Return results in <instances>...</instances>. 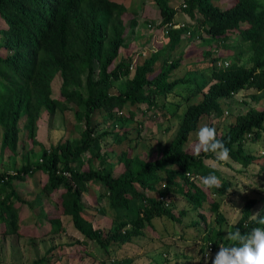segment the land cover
<instances>
[{
  "label": "trees",
  "instance_id": "1",
  "mask_svg": "<svg viewBox=\"0 0 264 264\" xmlns=\"http://www.w3.org/2000/svg\"><path fill=\"white\" fill-rule=\"evenodd\" d=\"M144 1L141 0L142 6ZM169 1L153 0L158 8L157 18L161 19L160 27L166 29L168 43L175 47L187 36V32L192 36V31H188L186 25L174 28L176 10L169 6ZM212 1L181 0L180 7L190 16L194 11L202 16L200 26L207 35L221 37L227 33L237 34L252 53V69L247 71L234 64L212 69L211 78L215 82H197L194 94L202 93L208 86L202 101L185 110L173 139L159 151V156L153 161H144L137 156L131 157L130 149L118 158L122 171L114 175L110 165L80 171L85 160L90 163L92 158L100 159L101 163L105 161V157H100L99 139L107 133H96L90 125L91 114L95 111L107 113L109 118L117 120L119 127L114 133L117 137L115 143L127 141V133L121 129L135 114L128 110L125 118L121 110L126 106L142 105L146 106L145 111L166 110L164 101L159 103L158 100L165 99L173 87L182 82L181 79L170 81L171 74L180 67V61L169 64L166 61L155 71L157 52L141 64L135 63L134 56L120 57L114 64L118 50L134 40L133 35L128 37L125 34L135 26V19L124 27L121 23H113L114 14L128 11L122 3L113 0H0V51L4 54L0 55L1 149L20 161L25 158L16 171L3 170L0 173V225L4 227L3 235H17L19 212L16 203L28 206L30 203L21 200V186L19 189L16 186L37 172L46 176V183L42 186L46 195L63 187L57 197L61 201L60 217L59 213L45 215L48 226L53 228L40 234L65 232L61 221V216L65 215L70 218L75 231L86 240L98 242L104 252L108 251L110 242H127L139 236L145 225L153 229L154 218L168 217L176 221L175 215L165 206L166 201L160 200V197L168 198L170 194L179 193L196 210L208 202L210 211L217 212L218 202L213 199L209 202L208 194L194 179L207 176L208 172L216 173L214 168L206 167L203 160L213 154L201 152L196 156L191 147L185 146L202 118L221 111V98L237 94L247 87L264 91V4L257 0H230L228 7L220 9ZM208 58L206 53L202 60ZM216 62L212 59L211 64ZM81 74L86 76L88 88L85 100L74 89L81 86ZM55 75L62 79L61 96L68 102L85 106V123L77 143L65 140L46 148L34 139L40 111L46 109L53 114L56 109H72L71 105L51 98V81ZM94 77L98 80L94 81ZM123 80L125 89L116 95L109 94V89ZM74 115L78 119L81 116L77 111ZM24 117L26 120L20 132L18 123ZM114 126L116 128L117 123ZM262 132L264 109L238 118L227 134L219 135L217 139L229 149L232 161L247 167L255 158L245 155V143L248 138L255 136L257 139ZM35 146L40 149L38 154L33 149ZM89 152L90 156L85 159ZM87 182L100 183L102 190L99 196L106 198L105 208L112 212L109 237L92 228L91 216L84 217L83 212L88 207L82 201V195ZM230 185V180L221 179V186L211 188V193L222 197ZM154 191L155 197L148 194ZM254 205V200L245 204L233 230L239 229L242 234H247L255 227H264L251 219ZM99 212L105 215L104 209ZM260 215L264 217V213ZM217 219L223 221L220 214H217ZM69 239L72 240L69 243L73 244L71 247H80V241ZM207 239L213 248L228 243L218 232L214 238L208 234ZM56 248L51 245L42 257L31 264H52L51 254Z\"/></svg>",
  "mask_w": 264,
  "mask_h": 264
},
{
  "label": "rangeland",
  "instance_id": "2",
  "mask_svg": "<svg viewBox=\"0 0 264 264\" xmlns=\"http://www.w3.org/2000/svg\"><path fill=\"white\" fill-rule=\"evenodd\" d=\"M113 1L124 4L128 10L114 14L113 23H121L123 27L127 26L132 19H135L136 23L125 34L128 37L133 35V42L118 50V57L114 64L120 57L131 56L135 57L136 64H141L151 54L158 52L153 69L157 71L166 61L167 64L180 61L181 65L171 74L170 81L182 80L181 83L173 87L165 99L159 98L158 102L164 101L166 110L145 111V105L126 106L121 110L122 116L125 118H127L128 110L135 114L132 119L126 121L125 126L121 129L128 136V140L121 144L115 143L117 137L114 133L119 127L117 120L109 118L107 113L95 111L91 114L90 125L96 130V133H107L106 136L99 139L100 157H105V161L101 163L100 159L92 158L90 163L85 160L80 166V171L96 170L110 165L113 167L114 175H117L122 171V165L118 163V158L122 153L130 152V149L131 157L137 156L144 161H153L159 156V151L173 139L185 110L202 101L203 93L206 92L208 86L202 93L194 94L197 82L203 80L210 81V84L215 82L211 78L212 69L225 68L224 64L227 63L229 66L234 64L250 71L254 61L252 53L241 42L237 34L227 33L221 37L207 35L200 26L202 16L197 11H194L190 16L186 10L180 7L181 0H170L169 6L176 10L174 22L179 26L186 25L188 31H192V36H185L175 47L169 45V39L163 34L166 29L160 27L161 19L157 18L158 8L153 0H145L143 6L141 0ZM229 1L213 0L212 3L215 7L225 9L230 5ZM257 1L264 4V0ZM206 53L209 54L208 60H202ZM0 55L4 56L3 52L0 51ZM212 59L219 61L222 64L221 67H218L217 62L212 65ZM132 75L133 72L130 77ZM80 79L81 86L74 89L85 100L88 97L86 76L81 74ZM93 80L97 81L98 78L94 77ZM61 85V77L55 75L51 81L50 96L52 99L71 105L72 109H56L53 114H50L46 109L40 111L35 126L34 139L46 148L59 141L65 142V140L77 143L81 138V131L85 123V106L66 101L60 94ZM124 89L125 82L123 80L115 83L109 89V94L116 95ZM219 103L221 111L202 118L196 130L189 135L186 148L191 147L193 150L196 142H191L196 139V133L201 127H213L216 129L217 136H224L230 127L238 121V118L246 116L254 110L264 109V91L258 92L253 87H247L237 94L221 98ZM74 111L81 115L79 119L74 115ZM144 111L145 113H143ZM25 120L24 117L18 123L20 132H22ZM116 123L115 128L114 124ZM139 123L141 124L139 125ZM1 137L0 129V173L3 170L16 171L25 158L20 161L11 153L2 151ZM244 147L245 155L255 158V161L247 167H243L230 158L226 161H218L214 155L203 159L206 167L216 170L215 175L217 174L220 181L228 179L232 183L222 197L211 193L212 189L204 188L200 179L194 177L201 189L208 194L209 202L212 199L218 202L217 212L210 211L208 202H205L201 209L196 210L179 193L170 194L165 206L175 215L176 221L168 217L154 218L152 220L153 229L145 225L141 234L132 237L130 241L110 242L107 252L103 251V247L98 242L86 240L79 232L75 231L70 225V218L64 215L61 216L62 224L66 229L64 234H46L52 238V240H46L50 241L46 249L48 250L49 245H52L53 248L57 247L51 254L52 264H211L221 244L216 245L209 253L208 234L214 238L218 232L222 239L226 240L227 231L233 230L234 224L240 218L242 210L249 200L255 201L252 215L264 213V132L257 139L255 136L253 139L252 137L248 138ZM33 149L37 154L40 152L37 146ZM89 156L90 152L84 158L87 159ZM208 174L210 173L208 172ZM191 177L192 175L189 178L191 179ZM45 183L46 176L37 172L33 174L32 178L29 177L27 181L16 186V189L21 186V200L29 202L30 205L16 203L19 212L17 235H3L4 227L0 225V264H31L32 261L45 254L46 249H41L40 252L34 251V243L38 242L35 237L36 234H40L39 232L44 233L53 228L48 226L45 215L48 217L59 213L60 217L61 201L57 197L63 191V187H60L56 192L46 195L42 189ZM85 187L82 201L88 208L83 212L84 217L91 216L89 221L92 228L102 231L103 236L109 237L111 234L108 230L112 226L113 216L112 212L105 208L106 198L99 196L102 190L100 183L87 182ZM155 191L148 194L155 197ZM100 209H104L105 215L99 212ZM217 214L223 217L222 222L217 219ZM35 230L38 233L34 232ZM78 237L81 238L78 244L80 247H71L73 244H69L72 241L69 238L77 239ZM230 244L231 242L228 241L226 246ZM77 250L79 252L76 253Z\"/></svg>",
  "mask_w": 264,
  "mask_h": 264
},
{
  "label": "clouds",
  "instance_id": "3",
  "mask_svg": "<svg viewBox=\"0 0 264 264\" xmlns=\"http://www.w3.org/2000/svg\"><path fill=\"white\" fill-rule=\"evenodd\" d=\"M218 67L221 63L217 62ZM224 66H228L227 63ZM196 156L201 152L213 154L218 161L229 159V149L217 139L216 129L209 126L201 127L196 133V143L193 148ZM200 183L204 188H218L220 179L215 174L200 177ZM162 188L163 185H162ZM167 205L168 198H165ZM239 212V210H237ZM253 220L264 225V217L260 213L252 215ZM226 240L231 242L229 246H219V251L212 259L211 264H264V227H255L250 233L242 234L239 229L228 230Z\"/></svg>",
  "mask_w": 264,
  "mask_h": 264
},
{
  "label": "crops",
  "instance_id": "4",
  "mask_svg": "<svg viewBox=\"0 0 264 264\" xmlns=\"http://www.w3.org/2000/svg\"><path fill=\"white\" fill-rule=\"evenodd\" d=\"M71 225V224H70ZM72 226V225H71ZM39 231V230H38ZM34 232H36V230L34 231ZM36 233H38V232H36ZM40 233V232H39ZM64 234V233H63ZM61 235V234H60ZM41 237V238H40ZM49 237H51V236H47V235H42L41 236V234H36V237L35 238H37V243H34V246H35V249H34V251H38V252H40V250L41 249H46L47 248V244H49V242L50 241H46V240H52V238H49ZM67 237V236H66ZM77 240H81V238H77ZM32 243H33V241H32ZM41 245H42V247H41ZM50 246L51 245H49V248H50ZM48 248V249H49ZM46 251H47V249H46ZM45 251V252H46ZM38 252H36V253H38ZM36 255H38V254H36ZM41 255H42V253H41ZM40 257V256H39Z\"/></svg>",
  "mask_w": 264,
  "mask_h": 264
},
{
  "label": "built area",
  "instance_id": "5",
  "mask_svg": "<svg viewBox=\"0 0 264 264\" xmlns=\"http://www.w3.org/2000/svg\"><path fill=\"white\" fill-rule=\"evenodd\" d=\"M182 26H183V25H182ZM174 28H179V24H175ZM166 33H167V31H164V34H166ZM186 35H187V36H190L191 33H190V32H187ZM163 187H164V185H163ZM160 200H165V198L160 197ZM207 248H208V252H209V253L212 252L213 249H214L211 243H208V247H207Z\"/></svg>",
  "mask_w": 264,
  "mask_h": 264
}]
</instances>
